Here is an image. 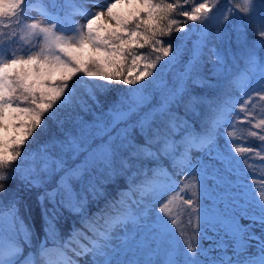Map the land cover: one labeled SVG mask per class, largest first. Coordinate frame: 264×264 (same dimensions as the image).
I'll list each match as a JSON object with an SVG mask.
<instances>
[{
    "label": "snow or ice",
    "instance_id": "obj_1",
    "mask_svg": "<svg viewBox=\"0 0 264 264\" xmlns=\"http://www.w3.org/2000/svg\"><path fill=\"white\" fill-rule=\"evenodd\" d=\"M216 6L214 0H109L102 11L90 12L81 0H0V26L12 29L0 33V193L17 174L30 189H43L37 197L45 231L38 248L43 264H78L75 258L85 256L92 264H129L115 258L117 233L153 211L166 233L174 234L176 217L185 213L191 228V233L179 230L174 254L155 264H264V235L252 231L256 224L264 228V182L245 185L259 215L226 206L213 217L221 233L219 251L209 257L201 244L209 223L201 203L209 164L202 157L215 153L227 172L235 170L241 178L264 169V117L257 118L253 101L254 94L264 102V57L256 51L264 49V0H238L222 20L213 14ZM33 8L40 19L29 17ZM239 13L255 24L259 40L248 47L246 26H233L244 60V68L233 75L228 63L233 54L210 42L224 40L228 34L219 25L230 15L243 20ZM78 16L85 22L78 23ZM105 17L109 23L101 24ZM212 24L218 25L214 35ZM173 32L183 33L174 38L178 42L163 39ZM190 33L199 38L189 49ZM145 46L154 58L140 52ZM205 64H211L209 75ZM116 84L127 88L107 112L97 113L98 94ZM49 121L60 135L33 150L31 143L47 131ZM237 123L250 126L247 137L257 139V147L241 142ZM117 176L126 177L127 192L100 213L86 215L88 194L95 198ZM18 203L0 204V264H36L33 254L21 260L32 231L23 224ZM61 208L79 214L82 225L62 240L56 229ZM245 218L252 225L243 224ZM49 238L53 247L47 246Z\"/></svg>",
    "mask_w": 264,
    "mask_h": 264
},
{
    "label": "trees",
    "instance_id": "obj_2",
    "mask_svg": "<svg viewBox=\"0 0 264 264\" xmlns=\"http://www.w3.org/2000/svg\"><path fill=\"white\" fill-rule=\"evenodd\" d=\"M36 1L37 0H33ZM226 0H215L214 2L217 3V6L213 9V11L219 7L221 2H224ZM46 2V0H45ZM170 2H176V0H170ZM182 2V0H181ZM238 2V1H237ZM236 1H232L229 7H234V5L237 4ZM186 7H191V5H187ZM175 18L180 19L181 21L184 20L183 17H178L176 14H174ZM240 17H243V20L238 19L236 15H230L229 19L227 22H225L223 25H219V27H222L223 31L228 34V36L224 40H217L213 38L210 42V47L214 46L218 50L224 51L225 54L227 55L228 53L233 54L234 58H230L228 60L229 65L231 66L232 74L235 75L239 73L243 68H244V60L242 58V53H243V48L242 45L237 42L236 36L237 33L233 30L234 25H244L246 26V33H247V46L248 47H254L253 42L258 41L259 37L255 31V24H251L248 22L247 17L244 16L243 13H239ZM101 24H107L103 22L102 20L100 21ZM191 21H188V25L190 27ZM113 27L115 25H112ZM217 31V27H211L210 32L214 35ZM103 33V29L101 30ZM183 33H177L173 32L171 37H164V40H173V42H178L174 38L182 36ZM196 33H190L188 36V39L185 41L187 47L190 49L192 46V42L195 41L194 37ZM256 51L258 52L260 57H264V49L261 48H256ZM140 52L149 55L151 58H154L156 53L152 52V50L145 46V48L140 49ZM187 54L184 56V60H187ZM166 59V58H165ZM163 63V61H161ZM159 67V66H158ZM211 68V64H205V75H209L208 69ZM155 71V70H154ZM166 78L171 80V73L166 72L165 73ZM100 83H103V81H99ZM214 82V81H213ZM127 86L121 85V84H116L111 87L110 90L107 92H104L102 94H98V99L100 101V107L97 108L95 105H93L94 110L97 113L100 112H107L109 107L113 105L115 102H117L124 89H126ZM197 92L202 93L204 90L203 89H196ZM236 95L239 96V92H236ZM87 102L89 104H93V101L85 97ZM253 101L256 103L257 107L255 109L256 113L259 115L257 118L264 117V111H261V106L264 105V102L259 101L258 97H256L253 94ZM180 114L184 115L183 109H180ZM86 119H91V115H86ZM189 119L190 122H193L194 118L189 115L186 117ZM199 119L200 118H195V126L197 129H199L200 124H199ZM250 126L248 124H240L237 123V128L239 130L238 134L240 136L241 142L250 144L254 147H257L259 145V141L255 138L252 137H247V130ZM260 131V130H256ZM59 136L60 132L57 127V125L51 121L48 123V129L46 132H43L39 135L38 139L36 142L31 143V148L34 150L37 148L38 144L43 143L47 141L50 137L53 135ZM245 137H247L245 139ZM221 150L223 149V146H220ZM208 164V175L214 176V172L211 170L212 163L214 164L215 162L220 161L215 159V153L213 154L212 157H206L203 158ZM260 161L257 160V163ZM151 167L152 165L149 164ZM164 166L170 168V162L164 161ZM222 166V165H221ZM213 167V166H212ZM219 172L218 167H213ZM212 168V169H213ZM229 173V172H228ZM230 174H236L235 170H233L232 173ZM237 179L245 185H256L257 187L264 182V169H262L259 172H256L255 175L252 173H249V175L245 178L237 177ZM53 185H49L48 187L51 188ZM128 189V181L126 177L124 176H117L113 180L108 181L104 183L101 186L100 192L96 195L95 198L92 197L91 194H88V202L85 205V208L83 209L84 213L88 216H94L97 213H100L101 210L106 208V205L113 200H116L119 198L121 192H127ZM43 191V189H35V188H29L19 177V174L16 175V177L12 180H10L7 183V192L5 193H0V204L3 206L9 205L10 202L13 200H18V208H19V216L21 217V220L24 225L29 227L32 231V238L30 243L24 244L23 246V254L21 256V260H24L26 257L31 258L30 254L34 255L36 264H43V262L40 260L38 256V248L39 245L41 244L42 241L45 240V231H44V222L41 216V211H40V203L37 197L39 194ZM48 207H51L49 204ZM178 220L177 225H175V230L176 233L179 236V230H185L187 233H191V228L188 226L187 221H188V215L185 213L182 216H177L176 217ZM73 228L80 229L82 228L81 225V216L77 213L72 212L71 210L67 208H61V215L59 219L56 221V229L59 234V239H64L66 238L73 230ZM90 235V233H89ZM180 238V236H179ZM81 241L86 243V241H83V238H81ZM182 244V241H181ZM47 246L48 247H53V241L51 238L48 239L47 241ZM76 247V245H74ZM70 256L73 255V253L69 252L68 253ZM78 258V257H76ZM75 258V259H76Z\"/></svg>",
    "mask_w": 264,
    "mask_h": 264
},
{
    "label": "rangeland",
    "instance_id": "obj_3",
    "mask_svg": "<svg viewBox=\"0 0 264 264\" xmlns=\"http://www.w3.org/2000/svg\"><path fill=\"white\" fill-rule=\"evenodd\" d=\"M215 1V0H214ZM222 1V0H221ZM232 1L238 0H226L221 2L219 7H217L213 14L217 15L221 20L226 14V9L230 6ZM36 3V1H33ZM47 2V0H46ZM57 2L62 3L63 0H57ZM83 6L90 12L102 11L103 8L100 7L105 5L109 0H81ZM235 6V5H234ZM29 17L40 19V12L33 8L29 13ZM78 23H84L83 17H77ZM103 22L109 23L107 18L102 19ZM4 22L7 23V18H4ZM114 25V24H112ZM192 26V23L190 27ZM211 27H218L216 24H212ZM10 28H5L0 26V33H6L11 31ZM195 40L199 38L196 33L193 36ZM4 37L0 35V45H3ZM13 46H15L13 44ZM167 59V58H166ZM220 146L224 145V141L220 140ZM197 155H200L197 153ZM207 156H203L206 158ZM218 167L219 172L213 168ZM210 167L214 172V176L206 175L203 179V185L201 187L202 205L204 210L207 212L209 223L202 229L201 232V244L203 249L208 252V256H215L219 249H217V244L220 241L221 233L218 229L213 227V217L220 211L224 210L227 206L230 210H235L240 213L244 210H248L249 217L259 215L258 209L252 204L251 194H248L247 189L244 187V183L240 182L237 174H230L227 172L226 168H223L219 162L212 163ZM213 168V169H212ZM262 169L257 168L256 172ZM179 180H183V177H177ZM159 208V204L155 206ZM174 214L177 211L176 204L171 205ZM136 215H140V210H137ZM156 212L153 211L151 217H146L139 223H131L128 228L122 229L117 233V237L114 241V245L118 246L119 255L115 258L118 261L127 260L129 264L132 262H139V264H148L149 261L155 264L156 261L163 262L169 258L170 255L174 254V250L178 246V241L180 238L176 233V228H174V234L166 233L155 220ZM245 225H252L250 218H245L241 221ZM252 231L259 235H264V228L256 224L252 226ZM255 244V241H252ZM179 247H183L181 242ZM250 252H255V248L249 249ZM231 254L229 250V255ZM78 264H92L91 257L85 256L83 258H76Z\"/></svg>",
    "mask_w": 264,
    "mask_h": 264
}]
</instances>
